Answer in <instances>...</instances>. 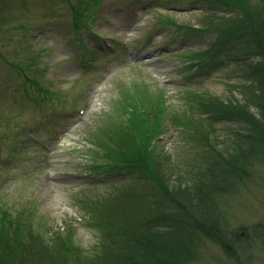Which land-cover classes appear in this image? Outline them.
<instances>
[{
    "label": "rangeland",
    "instance_id": "374dc122",
    "mask_svg": "<svg viewBox=\"0 0 264 264\" xmlns=\"http://www.w3.org/2000/svg\"><path fill=\"white\" fill-rule=\"evenodd\" d=\"M235 15L207 0H0V219L17 220L49 252L69 238L60 260L86 264L102 240L93 203L152 189L116 162L133 116L158 124L152 143L172 176L198 158L196 127L229 142L241 125L197 103L243 101L262 58L237 44L218 53L219 35L198 24ZM247 174L221 204L238 260L204 239L191 264H264V164Z\"/></svg>",
    "mask_w": 264,
    "mask_h": 264
},
{
    "label": "trees",
    "instance_id": "16d2710c",
    "mask_svg": "<svg viewBox=\"0 0 264 264\" xmlns=\"http://www.w3.org/2000/svg\"><path fill=\"white\" fill-rule=\"evenodd\" d=\"M207 1L225 4L236 12L235 16L209 17L204 19L206 25L203 21L198 24L203 31L219 35L218 53L237 44L244 45L249 55L262 58L251 65L252 80L241 87L243 101L208 96L197 103L203 115L235 122L241 131L225 142L210 138V124L196 127V142L201 146L198 158L184 174L172 176L162 170L164 156L158 155L152 143L158 136V124L147 129L143 115L133 116L116 162L140 173L152 189L149 185L150 190L143 194L127 190L105 203H93L92 223L102 240L99 252L86 264H191L204 239L238 260L224 232L221 204L238 188L237 181L248 176V170L264 164V0ZM21 69L24 81L33 80L26 74L28 66ZM41 238L21 230L17 220L7 222L3 216L0 264H63L59 256L68 252L66 244L71 240L61 237L49 252Z\"/></svg>",
    "mask_w": 264,
    "mask_h": 264
}]
</instances>
